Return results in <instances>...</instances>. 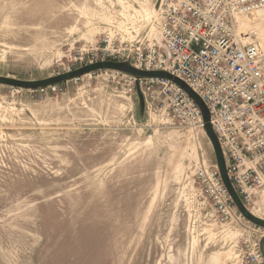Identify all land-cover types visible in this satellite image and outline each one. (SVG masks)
I'll return each mask as SVG.
<instances>
[{"label":"rangeland","instance_id":"374dc122","mask_svg":"<svg viewBox=\"0 0 264 264\" xmlns=\"http://www.w3.org/2000/svg\"><path fill=\"white\" fill-rule=\"evenodd\" d=\"M156 1L0 0V77L99 62L106 35L115 49L146 46ZM243 22L264 41V9ZM125 81L97 71L54 91L0 85V264H251L258 240L220 221L198 179L216 166L203 129L160 96L139 118Z\"/></svg>","mask_w":264,"mask_h":264},{"label":"built area","instance_id":"2783aa9c","mask_svg":"<svg viewBox=\"0 0 264 264\" xmlns=\"http://www.w3.org/2000/svg\"><path fill=\"white\" fill-rule=\"evenodd\" d=\"M262 9L264 0H157L154 42L115 49L106 35L100 60L169 73L197 94L209 112L230 182L246 208L252 194L264 190V176L243 169L246 162L264 163V41L251 40L243 21ZM111 72L125 78L126 92L136 96L133 77ZM139 88L146 105L160 96L173 118L190 129H203L196 104L171 82L145 79ZM46 89L54 91L55 86L40 91ZM198 179L221 222L238 213L216 166L200 169ZM251 244L248 262L260 263V240Z\"/></svg>","mask_w":264,"mask_h":264},{"label":"water","instance_id":"95a60500","mask_svg":"<svg viewBox=\"0 0 264 264\" xmlns=\"http://www.w3.org/2000/svg\"><path fill=\"white\" fill-rule=\"evenodd\" d=\"M97 71L118 72L125 75H129L136 80L135 85H136V96L138 99L139 118H142L145 108V101L139 88L140 80L164 79L171 82L178 88H180L196 104V106L198 107L201 113L202 121H203V131L212 147L219 177L235 209L245 221H247L248 223H250L251 225H253L258 229L264 230V220L254 216L248 211V209L242 204L239 196L237 195L236 191L234 190L230 182L227 173L224 155L217 140V137L215 136L212 127L210 125V116L205 104L197 96V94H195L184 82L172 76L171 74L162 71H154V72L140 71L131 67L128 62L100 61L92 64H87L73 71H69L63 74H59L50 78L37 80V81H21L6 77H0V85L15 89L35 91V90L45 89L48 87H53L68 81L76 80L82 76ZM259 249L261 255L264 257V236L260 240Z\"/></svg>","mask_w":264,"mask_h":264},{"label":"crops","instance_id":"0c3cea01","mask_svg":"<svg viewBox=\"0 0 264 264\" xmlns=\"http://www.w3.org/2000/svg\"><path fill=\"white\" fill-rule=\"evenodd\" d=\"M243 169L245 170H254L256 172H260L263 176H264V163L262 162H259V161H254V162H246L244 165H243ZM248 211L253 214L254 216L264 220V190H259V191H256L252 194V197H251V203L250 205L247 207ZM237 214H233L232 215V222L235 221V223L238 225H240L241 227H243L244 229V232L246 233V235L248 234V236H250L253 240H261V238L264 236H258V229H255V227L251 224H247L249 226H247L245 223H248L247 221L246 222H243L245 221L243 218H241V216H237ZM240 219H243L240 220ZM243 222V223H242ZM244 241H250V238H247L246 240ZM252 241V240H251Z\"/></svg>","mask_w":264,"mask_h":264}]
</instances>
